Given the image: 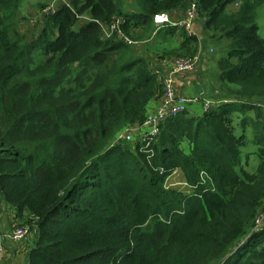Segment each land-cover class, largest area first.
<instances>
[{"label":"trees","instance_id":"16d2710c","mask_svg":"<svg viewBox=\"0 0 264 264\" xmlns=\"http://www.w3.org/2000/svg\"><path fill=\"white\" fill-rule=\"evenodd\" d=\"M21 1L0 0V201L36 227L27 264H264V0H65L32 39ZM185 1L219 47L216 100L165 117L145 152L142 131L117 134L161 93L146 52H197L196 34L151 20ZM175 168L187 191L165 185Z\"/></svg>","mask_w":264,"mask_h":264},{"label":"built area","instance_id":"2783aa9c","mask_svg":"<svg viewBox=\"0 0 264 264\" xmlns=\"http://www.w3.org/2000/svg\"><path fill=\"white\" fill-rule=\"evenodd\" d=\"M241 0H234L232 4L236 7L237 4ZM54 7L49 6L46 9V12L52 11ZM196 15V9L192 2L189 3L188 8L185 11V17L180 20H174L170 18L169 14L166 12H157L154 13L151 17L152 23L155 26L170 23L177 24L182 26L188 33L191 31V22ZM119 17H114L112 22L109 24V28H115L119 22ZM103 35H108L110 30L106 26L102 25ZM119 33V32H118ZM198 54L194 53L192 55L186 56H176L173 57L170 61V65L168 66L166 72L164 74L159 75V81L161 84V93L159 96L158 103L151 109H149L140 126L132 127L131 129L139 130L142 126L144 130L140 133V138L143 140L142 149L145 152H151L150 143L152 139L158 132V124L167 116L176 115L187 109V103L191 102V99L196 100L195 97H187L183 94H178L175 90L174 85V77L176 74L181 72H188L194 69L197 60ZM213 103V99L210 98H201V110L207 109ZM117 138L119 139H129L130 131L121 130L117 134ZM264 223V211H259L258 214L254 217V224ZM27 232V228L25 225L14 226L6 231H0V260L1 254L3 251V239L9 238L13 240H17L24 236Z\"/></svg>","mask_w":264,"mask_h":264},{"label":"crops","instance_id":"0c3cea01","mask_svg":"<svg viewBox=\"0 0 264 264\" xmlns=\"http://www.w3.org/2000/svg\"><path fill=\"white\" fill-rule=\"evenodd\" d=\"M190 2H183L180 4V7L178 6L176 9H173L169 16L172 19L180 20L185 17V11L188 8ZM232 5V4H231ZM234 8V7H232ZM22 12V11H21ZM197 13L195 17L193 18L191 22V31L189 33H194L198 36V32H196L197 27L193 28L194 25V20L196 18ZM188 33V32H187ZM199 38V45L197 47V53L198 54V60L195 65L196 68H200L199 72L203 73L205 71L204 68V62L207 61V58H209L207 50L205 49L206 46H208V43L205 42V40H202L201 36H198ZM175 40L178 41L179 37H175ZM213 49H215L213 47ZM142 52H145L144 50H141ZM209 51H212V48H209ZM152 56H157L158 59H153L151 58V67L154 71H156L159 75L164 74L170 65V61L173 57L172 54L165 55V58H161V53H153L151 54ZM213 64H214V58H213ZM194 67V68H195ZM196 68L193 70H190L188 72H181L175 75L174 77V85H175V90L178 94H183L187 97L191 96H197L199 95L198 93L201 92V88H203L204 85L207 83L204 82L202 85L195 79L196 75ZM217 90L214 85V95L211 96L213 99V102L216 100L217 96ZM160 96V94H159ZM159 96L152 100L149 109L153 108L159 101ZM192 102H189L187 104V112L191 114H198L201 111V104L200 101H194V99H191ZM144 130V127H140L139 131ZM135 137L139 135L140 132H138V129L135 130ZM167 181H165L166 184H168V187H171V185L174 184H180L182 185V191H187L189 189L188 185L184 181V177L181 173V171L178 168H175L172 170V172L167 176L166 178ZM170 185V186H169ZM188 187V188H187ZM23 222L21 221L20 218H14L11 214L10 208L7 206V204L2 200L0 201V231H6L14 226L22 225ZM27 228V232L24 236L17 240L9 239V238H4L3 239V251L1 254V260L0 264H27V251L30 248V246L33 244L35 238H36V227L33 224H24Z\"/></svg>","mask_w":264,"mask_h":264},{"label":"rangeland","instance_id":"374dc122","mask_svg":"<svg viewBox=\"0 0 264 264\" xmlns=\"http://www.w3.org/2000/svg\"><path fill=\"white\" fill-rule=\"evenodd\" d=\"M61 1H65V0H22L21 1V11H22V14L24 15V17L19 22V24L17 26L18 30L21 31L22 33H24V35L26 36V39H32L36 35V33L39 31V28L41 27L42 15L44 12H46V9L49 6L54 7L57 3L61 2ZM131 1L132 0H123L124 6H127V7L130 6L131 7L133 4ZM179 7H180V5H179ZM232 7H235V6L233 4L232 5L229 4L227 7V10H230ZM85 19H86L85 16H81L73 27H76L80 22L84 21ZM254 21L257 25V33L260 36L264 37V2L257 4V6L255 8ZM201 23H202L201 16H199V15L196 16L192 29H194V27L199 26L197 28L196 32H198V36L202 37L203 41L205 40V42L208 43V46H206L205 49L207 50L209 58H207V61L204 62L205 71L203 73L199 72L200 68L195 67L196 68V70H195L196 75H195L194 80H197L201 85L204 82H206L207 84L204 85L203 88H201L202 90H201V92L198 93L199 95L191 96V97L196 98V100H194V101H200L201 98H210L211 96H213L215 94L214 93L215 82H214V74H213L215 72V67L213 64V58L215 56H217L219 53L218 45L210 43L208 41V39L206 38V36L204 35V31L202 32ZM175 36H176V34L174 35V39H175ZM213 47L215 49H213ZM153 48L155 51H157L156 54L158 52L161 53V55L164 54V51L161 50L163 48L162 44H160L158 46H154ZM209 48H212V51H209ZM146 53L148 54V56H150L152 58V60L158 59L157 56H152L150 52H146ZM177 56H184V55H177ZM161 58L163 59V58H165V56H161ZM183 73H185V72H183ZM157 75H158V80H159V74L157 73ZM185 111H187V110H185ZM131 128L132 127H126L123 129L125 131H130V138L127 139L129 141H130V139L132 140L133 137H135V133H136V131L134 129H131ZM234 132L235 133L239 132V128L236 125H234ZM244 145H246L247 148L251 149V150H253L255 147L252 143H249L247 140L245 141ZM244 145L241 146V150H243ZM255 164H256V158L251 155L249 157L247 163H246V167L251 169L254 167ZM165 181H167V180L165 179ZM165 185L168 187V184L165 183ZM181 186L182 185H180L178 183L171 185L172 188H175L178 191H182ZM261 210L264 211V207Z\"/></svg>","mask_w":264,"mask_h":264},{"label":"water","instance_id":"95a60500","mask_svg":"<svg viewBox=\"0 0 264 264\" xmlns=\"http://www.w3.org/2000/svg\"><path fill=\"white\" fill-rule=\"evenodd\" d=\"M149 227V223H146L144 228H148Z\"/></svg>","mask_w":264,"mask_h":264}]
</instances>
